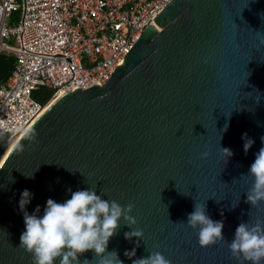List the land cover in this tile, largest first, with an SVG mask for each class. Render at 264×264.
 Instances as JSON below:
<instances>
[{
    "label": "water",
    "instance_id": "95a60500",
    "mask_svg": "<svg viewBox=\"0 0 264 264\" xmlns=\"http://www.w3.org/2000/svg\"><path fill=\"white\" fill-rule=\"evenodd\" d=\"M154 24L102 86L56 99L0 163V264H34L19 246L24 189L31 214L87 187L133 206L142 239H126L133 228L122 221L108 244L123 264L155 251L170 264H249L227 242L242 220L264 219L241 176L264 146V0H172ZM13 63L0 56V83ZM244 133L255 141L247 153ZM9 146L0 130V158ZM221 147L233 152L227 162ZM195 202L223 220L225 242L199 245L184 223Z\"/></svg>",
    "mask_w": 264,
    "mask_h": 264
},
{
    "label": "built area",
    "instance_id": "2783aa9c",
    "mask_svg": "<svg viewBox=\"0 0 264 264\" xmlns=\"http://www.w3.org/2000/svg\"><path fill=\"white\" fill-rule=\"evenodd\" d=\"M172 0H0V56L14 63L0 83V130L11 142L60 93L102 86Z\"/></svg>",
    "mask_w": 264,
    "mask_h": 264
},
{
    "label": "clouds",
    "instance_id": "9594fccd",
    "mask_svg": "<svg viewBox=\"0 0 264 264\" xmlns=\"http://www.w3.org/2000/svg\"><path fill=\"white\" fill-rule=\"evenodd\" d=\"M224 130H227V125ZM241 139L247 153L255 141L247 133ZM261 142L264 144V137H261ZM221 149L227 162L233 152L230 148ZM244 175L252 178L251 188L246 192V202L252 207L264 203V146L255 154L248 172L241 176ZM25 177L34 178V174ZM69 192L70 198L63 202L48 198L42 212L37 205L31 214L26 209L34 193L28 189L21 192L19 207L23 212L25 230L21 233L19 246L32 254L34 264H81L80 257L86 252L94 254L97 264H123L118 251H108V244L122 221L133 228L125 232L126 239H142L143 231L134 229L137 221L131 215L133 206H123L116 200L105 199L92 187L76 191L69 189ZM237 205L232 204V207ZM184 223L194 230L198 229V243L202 247L226 241L223 220H213L206 203L195 202L193 211ZM227 244L234 257L242 258L249 264H264V219L255 222L251 218L242 220ZM129 254L131 258L135 257V249L125 252V256L129 257ZM85 262L92 264L87 259L83 264ZM133 264H170V261L161 252L155 251L149 252L146 257L133 259Z\"/></svg>",
    "mask_w": 264,
    "mask_h": 264
},
{
    "label": "trees",
    "instance_id": "16d2710c",
    "mask_svg": "<svg viewBox=\"0 0 264 264\" xmlns=\"http://www.w3.org/2000/svg\"><path fill=\"white\" fill-rule=\"evenodd\" d=\"M53 93H54L53 89L45 86H41L38 87L35 91H33L32 98L41 105H47L51 102L50 100L53 96Z\"/></svg>",
    "mask_w": 264,
    "mask_h": 264
},
{
    "label": "bare ground",
    "instance_id": "6f19581e",
    "mask_svg": "<svg viewBox=\"0 0 264 264\" xmlns=\"http://www.w3.org/2000/svg\"><path fill=\"white\" fill-rule=\"evenodd\" d=\"M64 93H60L55 99H53L49 104H47V106L45 107V109L43 110V112L56 100V99H58L60 96H62ZM42 112V113H43ZM25 133V132H24ZM23 133V134H24ZM23 134H21V136H17L13 141V143H12V145H11V147L9 148V150L7 151V153H6V155H5V157L7 156V154L10 152V150L12 149V147L17 143V141L23 136ZM4 157V158H5Z\"/></svg>",
    "mask_w": 264,
    "mask_h": 264
},
{
    "label": "rangeland",
    "instance_id": "374dc122",
    "mask_svg": "<svg viewBox=\"0 0 264 264\" xmlns=\"http://www.w3.org/2000/svg\"><path fill=\"white\" fill-rule=\"evenodd\" d=\"M14 141H11L10 142V146H9V148L11 147V145H12V143H13ZM9 149H7V151H8ZM7 151L4 153V155L2 156V158L0 159V163L3 161V159H4V157H5V155H6V153H7Z\"/></svg>",
    "mask_w": 264,
    "mask_h": 264
}]
</instances>
